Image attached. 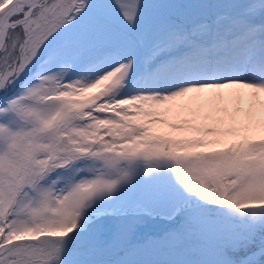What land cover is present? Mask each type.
<instances>
[{"label":"snow or ice","instance_id":"6c2138e0","mask_svg":"<svg viewBox=\"0 0 264 264\" xmlns=\"http://www.w3.org/2000/svg\"><path fill=\"white\" fill-rule=\"evenodd\" d=\"M0 264H264V0H0Z\"/></svg>","mask_w":264,"mask_h":264}]
</instances>
